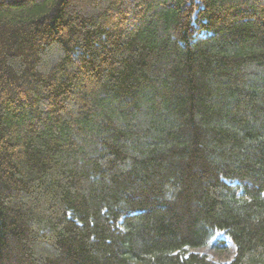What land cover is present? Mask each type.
<instances>
[{
	"label": "trees",
	"instance_id": "trees-1",
	"mask_svg": "<svg viewBox=\"0 0 264 264\" xmlns=\"http://www.w3.org/2000/svg\"><path fill=\"white\" fill-rule=\"evenodd\" d=\"M0 264H264V0H0Z\"/></svg>",
	"mask_w": 264,
	"mask_h": 264
},
{
	"label": "rangeland",
	"instance_id": "rangeland-1",
	"mask_svg": "<svg viewBox=\"0 0 264 264\" xmlns=\"http://www.w3.org/2000/svg\"><path fill=\"white\" fill-rule=\"evenodd\" d=\"M216 242L223 243V248L221 250L215 247ZM192 252L205 255L208 259L216 263H228L234 257L235 248L228 237L222 233H219L208 246L202 249L193 250Z\"/></svg>",
	"mask_w": 264,
	"mask_h": 264
}]
</instances>
